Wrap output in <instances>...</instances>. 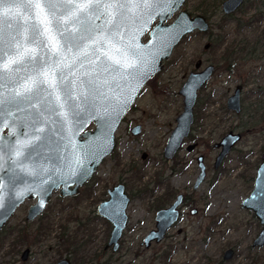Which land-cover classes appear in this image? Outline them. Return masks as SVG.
I'll list each match as a JSON object with an SVG mask.
<instances>
[{"label": "rangeland", "instance_id": "1", "mask_svg": "<svg viewBox=\"0 0 264 264\" xmlns=\"http://www.w3.org/2000/svg\"><path fill=\"white\" fill-rule=\"evenodd\" d=\"M212 4L213 0H186L184 9L192 15L201 14L199 8H205L203 5L209 8L211 28L205 34L193 32L185 36L153 83L136 99L135 110L129 116L132 122L128 120L116 133V148L97 169L90 184L91 195L83 194L85 190L81 196L88 198L72 201L54 193L43 215L31 223L25 218L36 200H26L2 230L0 264H53L64 257L75 264H163L161 255L168 247L174 252L170 264H264V246L251 248L264 226L259 225L252 212L241 209V202L252 190L264 151V111L258 110L260 105L264 108V56L260 62L254 59L241 62L243 65L234 74L224 72V64L218 61L220 52L205 50L210 39L216 38L218 29L214 26L221 19L220 13L212 15ZM261 6L259 1L256 7ZM262 27L246 29V38L253 41ZM224 30L223 34L230 39L235 35L231 36L233 27ZM199 59L205 65L217 62L220 65L199 91L200 100L212 103L200 106L205 120L202 123L198 120L197 131H193L196 149L192 153L184 149L174 160L167 161L162 157L164 144L175 126V118L182 112L178 91ZM238 84H245L242 97L245 108L240 116H235L227 110L226 98ZM133 124L142 125V136L134 138L127 132ZM241 124L244 128L239 127ZM89 128L93 129V125ZM231 129H245L246 136L214 171L217 151L213 144ZM192 143L185 142L184 148ZM142 153L147 154L145 161L141 160ZM200 156L206 166V179L195 191L192 188L199 174L196 158ZM118 183L126 187L130 204L120 248L112 256L110 249L104 251L112 226L96 217V208L105 188ZM167 189L173 199L183 194L189 197L188 202L170 232L173 238L154 244L145 252L140 243L154 229L157 200L164 197ZM193 209L197 214L191 216ZM229 248L235 249L233 258L222 261L224 251ZM26 249L30 255L22 262L20 258Z\"/></svg>", "mask_w": 264, "mask_h": 264}, {"label": "water", "instance_id": "2", "mask_svg": "<svg viewBox=\"0 0 264 264\" xmlns=\"http://www.w3.org/2000/svg\"><path fill=\"white\" fill-rule=\"evenodd\" d=\"M185 2L186 0H174L170 5H161L150 10L146 15L125 21L123 37H117L112 41L116 48H120L121 45L130 46L141 54L146 63L141 65L140 60H137V65L143 68V74L136 79L131 76L118 79L117 82L121 87L115 89L114 92L109 90L108 94L112 97L110 102L113 105L123 99L124 96H127L128 100L119 118L112 124L111 130L107 132V136L102 134L97 120L91 118L78 131L69 124L67 132L61 133L57 131L60 128L58 122L60 118L53 115L51 117L53 121L52 131L47 132V126H45L48 140L39 143L32 139L31 121L36 109H29L27 105L22 106L21 120H17L16 128L10 130L9 135H2L4 125H0V137L5 138L3 142L6 145V150L0 154V203L3 204V207H0V232L26 200H36L35 204L29 208L25 218L26 222L31 223L43 215L54 193H58L61 198L77 194L78 189L91 180L102 161L114 152L116 132L142 89L162 71L164 62L170 59L172 51L185 36L193 32L205 33L209 29V24L204 17L200 15L191 16L184 9ZM242 2L243 0H227L223 3L222 10L225 14H230L239 8ZM60 14L58 11V15ZM43 18L51 19L47 16ZM103 22V18L95 21L98 25L103 24ZM33 23H37L44 30L40 37L44 43L40 46L31 42V25ZM3 34L10 43L19 41L23 45L22 49H14V51H20L19 56L21 58L27 60L28 56L31 55L36 64L44 63L49 57L55 60L57 51L63 50L64 42L55 31V24L45 25L39 20L34 21L32 16L23 9L13 10L10 13L6 24L3 26ZM145 38L146 41L144 42ZM89 50L91 51V47ZM102 53L103 49L97 55L104 59ZM69 55L70 59L66 63L71 64V57L76 55V50L73 49ZM79 64L80 62L77 60L71 67L63 69L68 74V79L75 80L79 85L77 92L85 87L80 85V81L88 79L83 74L92 67L87 62L82 67ZM73 71H75V76H72ZM45 72H48L47 68H45ZM212 73V67H207L199 73H190L179 89L178 94L182 97L183 110L177 117L175 128L165 144L163 150L165 159H172L180 150L183 141L188 137L194 120L193 110L197 102V94L210 80ZM58 75L59 73H57ZM30 76L34 78L33 66L27 68L26 71V84L28 86H31V81L28 79ZM58 95L63 97L62 92H58ZM239 97L238 88L227 102L228 108L236 113L240 111ZM91 125H93V129L86 132L85 130ZM139 129L140 127H135L133 133L137 134ZM63 135L72 138L71 146L68 145V140L64 139ZM239 140V135L228 134L215 145V148H221L215 167L222 162ZM30 144H37L38 146L32 149L28 147ZM17 149H19V154ZM72 149L75 151L73 152ZM198 168L200 172L194 188H197L205 177L202 158L198 159ZM54 171L55 175L53 174ZM41 180L45 182L41 184ZM53 181L56 182L53 183ZM72 186H74L73 190L70 189ZM181 199V196H178L169 209L157 213L155 218L157 231L146 237L144 240L146 245L153 240L161 241L165 233L178 220L177 207ZM128 203L129 200L124 194V187L118 185L109 191V199L97 208V214L112 226L107 246H112L113 251L117 250L123 231L127 226L126 207ZM241 209L252 212L259 224L264 226V154L256 171L253 189L250 195L242 201ZM256 246H264V230L253 242V247ZM28 252V250L23 252L22 260H25ZM231 256L232 251H226L224 259L229 260ZM56 264H70V262L68 259H62Z\"/></svg>", "mask_w": 264, "mask_h": 264}, {"label": "snow or ice", "instance_id": "3", "mask_svg": "<svg viewBox=\"0 0 264 264\" xmlns=\"http://www.w3.org/2000/svg\"><path fill=\"white\" fill-rule=\"evenodd\" d=\"M173 2L174 0H0V64H3L4 70L8 69V61L5 58L10 54L19 56L20 51L14 49L23 48L19 41L10 43L4 38L3 26L13 10L23 9L34 21L39 20L45 25L54 23L55 31L64 42L63 50L57 51L55 60L49 57L42 64H34L33 57L28 56L27 62L34 67V78H28L31 86L25 84L22 89H16L14 94H6L2 90L3 84L0 83V125L13 111H20L21 105L26 104L27 108L36 109L31 121L32 139L39 143L48 140L47 132L52 131L53 115L60 118V128L57 131L61 133L67 132L69 124L78 131L91 118L97 120L102 134L107 136L128 100V97L124 96L113 105L110 102L112 97L108 94L109 90L114 92L121 87L118 79L128 76L136 79L143 74V68L137 65V60H140L141 65L146 63L141 54L130 46L121 45L116 48L112 41L123 37L125 21L146 15L154 8ZM45 16L51 19H44ZM101 18L104 20L103 24H96L95 21ZM31 29V42L42 45L44 41L40 37L44 30L37 23H33ZM73 49L76 50V55L71 57V64H68L66 62L69 61V54ZM101 49L104 59L97 55ZM77 60L81 67L85 62L92 66L83 74L88 79L80 81V85L85 87L79 92L77 82L69 80L68 74L63 70L74 65ZM21 62L15 59L11 61ZM45 68L48 72H45ZM72 76H75V71ZM4 79L3 72L0 71V81ZM58 92H62L63 97L59 96ZM63 138L67 139L68 145L71 146L72 138L67 135H63ZM4 139L0 137V154L6 150ZM37 146L28 145L32 149ZM17 152L19 154V149ZM53 174H56L55 171ZM44 182L41 180L40 183ZM0 207H3L2 203Z\"/></svg>", "mask_w": 264, "mask_h": 264}, {"label": "flooded vegetation", "instance_id": "4", "mask_svg": "<svg viewBox=\"0 0 264 264\" xmlns=\"http://www.w3.org/2000/svg\"><path fill=\"white\" fill-rule=\"evenodd\" d=\"M225 1H227V0H213V4H212V8H213V10H212V15L213 14H218V13H220V16H221V19H219V21L217 22V24H215V26L214 27H217V29H218V34H217V36H216V38H213V39H210V43L209 44H206L205 45V50H207V51H210L211 53H216V52H220V54H217V55H219V59H218V61L220 62V63H223L224 65H223V70H224V72H226V73H229V74H234L236 71H238V68L239 67H241L243 64H241V62H244V63H246V62H248V61H250V60H253V59H250V57H249V54H250V52H251V50L252 49H255V48H251V45H250V41H249V38L247 37L246 38V36H245V31H246V29H248V28H250V27H256V26H261V25H263V27H262V30H260V32H259V34L258 35H261V33L264 31V18H263V21H261L260 23H251V25L250 24H248L249 23V19L250 18H253V17H256V16H259V18L258 19H260L261 18V14H264V0H243V2H242V5L239 7V8H237L234 12H232V13H230V14H225L224 12H223V10H222V5H223V3L225 2ZM259 1H261V4H262V6L260 7V9H257V7H256V5L259 3ZM255 5V6H254ZM252 9H254L253 10V12H252V15H251V11H252ZM190 13V12H189ZM191 14V13H190ZM249 14V15H248ZM258 14V15H257ZM196 15H200V16H202V17H204L205 19H206V21L208 22V24H209V29H208V31L207 32H205V33H208L209 32V30H210V28H211V25H210V21H209V15L210 14H208V15H202V14H196ZM196 15H192L191 14V16H196ZM249 16L247 19H246V21H243L244 19V16ZM237 18V19H236ZM232 21V22H231ZM241 21V25H240V22ZM229 27H233V30H234V32H232L231 33V36L233 35V34H235L234 36H232V38L230 39V38H228L227 37V35L226 34H223V32L225 31L224 29H227V28H229ZM198 33V32H197ZM205 33H203V34H205ZM188 37V36H187ZM186 37V38H187ZM185 39V38H184ZM254 45L257 47V46H262L263 45V41H262V39H260V37L258 38V39H256L255 41H254ZM256 51V50H255ZM19 60V61H22L21 63H11V61L12 60ZM6 61H8V69L7 70H4L3 69V64H0V71H2L3 72V75H4V77H5V79L3 80V81H0V83H2L3 84V91L6 93V94H14V92H15V90L16 89H22L23 88V86L26 84V71H27V68H29V67H32L33 66V64H29L28 62H27V60L26 59H23V58H21L20 56H15V55H12V54H10L6 59H5ZM254 60H257V61H261L262 60V57L259 55L257 58H254ZM37 61V60H36ZM34 63V62H33ZM218 63V62H217ZM216 63V65H214V64H207V65H205L204 64V62L202 61V60H197L196 62H195V65H194V70H192V71H190L189 73H188V75H187V77L189 76V74L190 73H199V72H202L204 69H206L207 67H212L213 68V73H212V76H211V78H213V76H214V74L217 72V70L219 69V67H220V65L219 64H217ZM34 64H36V63H34ZM34 68V67H33ZM249 72H247V74H248ZM187 77H186V79H187ZM156 77H154L153 79H151L147 84H146V86L142 89V91H141V93L139 94V96L138 97H140L144 92H145V90L147 89V87H148V85L150 84V83H153V81H154V79H155ZM210 78V79H211ZM186 79H185V81H186ZM184 81V82H185ZM210 81V80H209ZM208 81V82H209ZM184 82L182 83V85L184 84ZM207 82V83H208ZM207 83L205 84V86L207 85ZM245 83V82H244ZM181 85V86H182ZM204 86V87H205ZM244 86H245V84H244ZM244 86H243V84H238L236 87H235V90L233 91V93L230 95V96H228L227 98H226V108H227V110L228 111H231V112H233L234 113V115L235 116H240L241 114H242V111H243V107H244V102H243V99H242V97H243V89H244ZM203 87V88H204ZM181 88V87H180ZM179 88V89H180ZM202 88V89H203ZM239 88V95H240V97H239V99H240V111L238 112V113H236L235 111H233V110H230L229 108H228V106H227V102H228V99L231 97V96H233L234 95V93H235V91L237 90ZM201 89V90H202ZM179 92V91H178ZM263 93V92H262ZM199 94H200V92H198V94H197V102H196V104H195V106H194V110H193V118H194V120H193V124H192V126H191V128H190V133H189V135H188V137L183 141V144H182V146H181V148H180V150L175 154V156L172 158V159H165L164 158V156H163V151H162V157L165 159V160H167V161H171V160H174L175 158H176V155L177 154H179L180 152H182L184 149L188 152V153H192L195 149H196V146H197V142H196V136L193 134V131L194 130H196L195 129V127H196V125L198 124V120H201V123H202V120H205V117L203 116V114H201V112H200V106L202 107V106H204V107H206L207 105H210L211 103H212V101L211 102H206V99L204 100V99H201L200 100V97H199ZM180 96V95H179ZM181 97V96H180ZM181 99H182V97H181ZM24 105H26V104H24ZM22 106L23 105H21V108H22ZM261 106V107H260ZM259 107H258V110L260 111H264V108H263V106L262 105H260ZM245 108V107H244ZM134 110H135V103L133 104V106H132V108L130 109V111L126 114V116L123 118V120H122V122H121V124H120V126H119V128H118V130L120 129V127L121 126H123V125H125V123H127L128 122V120H132V119H129V116L134 112ZM182 110H183V102H182ZM182 113V112H181ZM180 113V114H181ZM179 114V115H180ZM178 115V116H179ZM21 116H22V111L20 110V111H13V113L10 115V116H8L7 118H6V120H5V122L3 123V125H4V130L2 131V135L3 136H6V135H9L10 134V130H12V129H15L16 128V125H17V120L18 121H20L21 120ZM177 116V117H178ZM177 117L175 118V120H174V125H176V119H177ZM132 122V121H131ZM202 126V125H201ZM246 126V125H245ZM11 127V128H10ZM135 127H140V129H139V132L137 133V134H134L133 133V130H134V128ZM239 127H241V128H244V124H241ZM10 128V129H9ZM129 128V127H128ZM174 128H175V126H174ZM173 128V129H174ZM173 129L171 130V132L173 131ZM90 128L88 127L85 131L86 132H90ZM118 130H117V132H118ZM197 131V130H196ZM116 132V133H117ZM127 132H129L130 133V135L132 136V137H134V138H137V137H139V136H142V134H143V130H142V125L141 124H133L132 126H130V128L128 129V131ZM171 132L169 133V135L171 134ZM84 133V132H83ZM228 134H233V135H239L240 136V140L234 145V147L230 150V152L224 157V159L222 160V162L217 166V167H215V163H216V159H217V157L219 156V154H220V152H221V148H215V145H217L226 135H228ZM169 135H168V137H169ZM246 136V131H245V129L244 130H241V129H239V130H237V131H235L234 129H231L230 131H228L227 133H225L224 135H222V137L220 138V140L218 141V142H216V143H214L213 144V148L217 151V155H216V157H215V159H214V162H213V170L214 171H217L220 167H221V165H223V163L226 161V158H227V156H229L235 149H236V145L238 144V143H240L241 141H242V139H244V137ZM168 137L166 138V141H165V144H166V142H167V139H168ZM189 142L190 141V143H192L193 141H194V143H192V144H188L185 148H184V146H185V142ZM165 144H164V147H165ZM163 150H164V148H163ZM264 150V149H263ZM113 154V153H112ZM111 154V155H112ZM263 154H264V151H263V153H262V156H263ZM110 155V156H111ZM110 156L109 157H107V158H110ZM262 156H261V161H262ZM199 158H202V164L204 165V168H205V177H204V180L206 179V166H205V163H204V159H203V157L202 156H200V157H198V158H196V164H197V168H198V159ZM147 159V154L146 153H142V155H141V160L142 161H145ZM106 160V158L104 159V161ZM104 161H102V162H104ZM261 163V162H260ZM101 165V164H100ZM260 165V164H259ZM259 167V166H258ZM258 167L256 168V171H257V169H258ZM198 171L200 172V169L198 168ZM256 171H255V175H256ZM96 173V172H95ZM95 175V174H94ZM93 175V176H94ZM255 175H254V177H253V184H254V178H255ZM198 176H199V174H198ZM93 178H95V176L94 177H92L91 178V180L88 182V183H86V184H84L82 187H80L79 189H78V192H77V194H75V195H73V196H69V197H67V198H69L70 200H72V201H77V200H80V199H86V198H88V197H86V196H81L82 195V192H84L85 190V193H83V194H88V195H91V192H90V184L92 183V180H93ZM198 178V177H197ZM197 180V179H196ZM204 180L201 182V184L204 182ZM160 182V181H159ZM159 182H157V183H159ZM195 183H196V181H195ZM195 183H194V185H193V190H197L199 187H200V185L197 187V188H194V186H195ZM118 185H122L123 187H124V194L126 195V197L128 198V200H129V203H128V205H127V207H126V212H127V208H128V206H129V204H130V196L127 194V192H126V187L124 186V184H122V183H118V184H116V185H114L112 188H110V189H108V188H105V191H104V194H103V199H102V201L99 203V205L100 204H102V203H104V202H106L108 199H109V191H111L114 187H116V186H118ZM89 186V187H88ZM70 189L71 190H73L74 189V186H72V187H70ZM252 189H253V187H252ZM252 191V190H251ZM251 193V192H250ZM250 195V194H249ZM248 195V196H249ZM164 197H162L161 199H158L157 200V207H156V211H155V215H154V229H152V230H150L148 233H147V235L143 238V240H142V242L140 243V246L143 248V249H145V252H148L152 247H153V245L154 244H160V243H162V242H166L167 241V239L168 238H173V237H171V234H170V232L173 230V228L175 227V225L177 224V222L180 220V217H182L181 216V213H182V208L183 207H185V205L187 204V202H188V199H189V197H187V196H185V195H183V194H177L176 196H175V198L173 199V197L174 196H172V194H171V190L169 189H167V191L165 190V192H164V195H163ZM178 196H181V201H180V204H179V206L177 207V211H178V214H179V216H178V220L174 223V225L165 233V235H164V237H163V239L161 240V241H159V242H156L155 240H153V241H151L148 245H146L145 243H144V240L146 239V237L150 234V233H152V232H155V231H157L156 230V222H155V218H156V215H157V213L158 212H160V211H162V210H165V209H169L174 203H175V201L177 200V198H178ZM169 198H170V200H169ZM247 198V197H246ZM245 198V199H246ZM164 199H166L165 201H164ZM172 199H173V201H172ZM244 199V200H245ZM166 202V203H165ZM159 203V204H158ZM242 203V202H241ZM98 205V206H99ZM98 206H97V208H98ZM97 208H96V214H97ZM248 211V210H247ZM190 214H191V216L193 215H196L197 214V210L196 209H193V210H191L190 211ZM126 215H127V213H126ZM254 215V214H253ZM100 217L98 214L96 215V217ZM255 217V216H254ZM102 218V217H101ZM104 219V218H103ZM256 219V218H255ZM257 220V219H256ZM107 221V220H106ZM258 221V220H257ZM108 222V221H107ZM127 223H128V217H127ZM259 223V222H258ZM260 225V224H259ZM261 226V225H260ZM262 230H264V228H262L261 229V231ZM261 231H259V233H258V235L260 234V232ZM124 232V231H123ZM258 235L256 236V238L258 237ZM122 238V237H121ZM255 238V239H256ZM255 239L253 240V242L255 241ZM109 240V239H108ZM121 240V239H120ZM253 242H252V245H251V248H253V249H255V248H262V247H258V246H256V247H253ZM107 244H108V242H107ZM107 244L105 245V247H104V251L105 252H107L109 249H110V254L112 255V256H114V255H116V253H117V251L119 250V248H120V242H119V246H118V248H117V250L116 251H113L112 250V246L111 247H108L107 246ZM169 244H170V242H169ZM26 250H28V249H26ZM232 251V256H231V258L229 259V260H231L232 258H233V256H234V252H235V249L234 248H229V249H227V250H225L224 251V253H223V255H222V261H229V260H225L224 259V254H225V252L226 251ZM29 251V250H28ZM173 248H170V247H168V248H166L165 249V251H163L162 252V255H161V258L163 259V264H170V261H171V258L173 257ZM29 255H30V251L28 252V255H27V257L25 258V260H22V256H23V253H22V255H21V261L22 262H26L27 260H28V258H29ZM134 256H135V258H137L138 259V253H137V251H135V253H134ZM62 259H68L69 260V262H70V264H75L76 262H72V260L71 259H69V257H64V258H62ZM62 259H59V260H57L55 263H53V264H56L58 261H60V260H62Z\"/></svg>", "mask_w": 264, "mask_h": 264}, {"label": "trees", "instance_id": "5", "mask_svg": "<svg viewBox=\"0 0 264 264\" xmlns=\"http://www.w3.org/2000/svg\"><path fill=\"white\" fill-rule=\"evenodd\" d=\"M205 8H199V11H201V14H203V15H207L208 13H209V11H208V7L206 6V5H203ZM192 13V12H191ZM258 15V14H257ZM262 16H261V18L260 19H258L259 18V16H256V17H253V18H250L249 19V23L248 24H250L251 25V23H260L261 21H263V18H264V14H261ZM240 23V25L242 24L241 23V21L239 22ZM260 37V39H262V41H263V45L262 46H255L254 45V41L256 40V39H258ZM250 43V45H251V48H255V49H252L251 50V52H250V54H249V57H250V59H254V58H257L259 55L261 56V57H263L264 56V31L261 33V35H258V37L257 38H255L253 41H250L249 42ZM256 50V51H255ZM39 231V234L41 233V230H38ZM4 231H1L0 232V235L3 233ZM164 262V261H163Z\"/></svg>", "mask_w": 264, "mask_h": 264}]
</instances>
